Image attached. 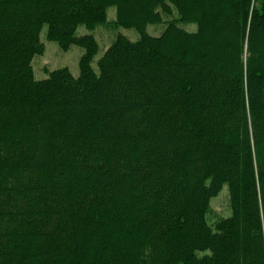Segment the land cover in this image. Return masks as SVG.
Masks as SVG:
<instances>
[{
    "label": "trees",
    "instance_id": "obj_1",
    "mask_svg": "<svg viewBox=\"0 0 264 264\" xmlns=\"http://www.w3.org/2000/svg\"><path fill=\"white\" fill-rule=\"evenodd\" d=\"M0 264H264V0H0Z\"/></svg>",
    "mask_w": 264,
    "mask_h": 264
},
{
    "label": "rangeland",
    "instance_id": "obj_2",
    "mask_svg": "<svg viewBox=\"0 0 264 264\" xmlns=\"http://www.w3.org/2000/svg\"><path fill=\"white\" fill-rule=\"evenodd\" d=\"M163 18V24L149 25L147 32L153 36L160 35L164 31L168 21L177 20V15L173 13L170 16L164 15ZM108 19L109 21L107 24L98 26L94 31L88 30L84 25L79 26L77 30V35L93 34L99 43L100 50L92 63L96 71H98L97 60L103 55L104 50L114 41L117 34L126 35L131 40H137L140 37L135 30L114 26L116 20L115 7L109 8ZM179 24L189 31H195L197 28L195 24ZM46 29L47 27L45 26L41 32V40L45 44V51L40 55H36L33 59L35 77L37 79H45L48 76V72L63 67H68L75 76H78L80 72L79 60L84 54V49L78 45H72L71 48L66 51L61 49L58 42L47 39ZM231 213L229 190L227 186H224L220 194L211 200L208 220L214 223L221 217L230 216Z\"/></svg>",
    "mask_w": 264,
    "mask_h": 264
}]
</instances>
